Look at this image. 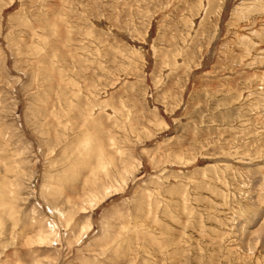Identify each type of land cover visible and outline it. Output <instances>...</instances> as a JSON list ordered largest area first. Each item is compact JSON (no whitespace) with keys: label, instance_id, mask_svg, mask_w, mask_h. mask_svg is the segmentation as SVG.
<instances>
[{"label":"rangeland","instance_id":"1","mask_svg":"<svg viewBox=\"0 0 264 264\" xmlns=\"http://www.w3.org/2000/svg\"><path fill=\"white\" fill-rule=\"evenodd\" d=\"M0 264H264V0H0Z\"/></svg>","mask_w":264,"mask_h":264}]
</instances>
